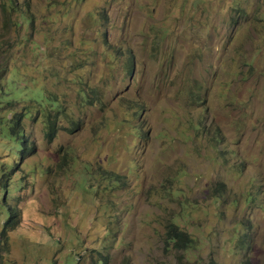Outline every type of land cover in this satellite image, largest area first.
I'll use <instances>...</instances> for the list:
<instances>
[{"label":"rangeland","instance_id":"rangeland-1","mask_svg":"<svg viewBox=\"0 0 264 264\" xmlns=\"http://www.w3.org/2000/svg\"><path fill=\"white\" fill-rule=\"evenodd\" d=\"M8 1L0 264H264V0Z\"/></svg>","mask_w":264,"mask_h":264},{"label":"trees","instance_id":"trees-1","mask_svg":"<svg viewBox=\"0 0 264 264\" xmlns=\"http://www.w3.org/2000/svg\"><path fill=\"white\" fill-rule=\"evenodd\" d=\"M11 7H13L16 11H18L20 18L23 22H31L33 20V16L26 12L28 9L26 6L23 8V6L19 5L17 0H10L7 2ZM2 90V87H0V91ZM83 93H81V97L84 100L85 98H88L86 95V92L81 89ZM17 93V92H16ZM41 104H46V106L49 108V111H52V120L48 124V135L51 137L53 133L56 132V119L55 116H58L60 114H66L64 113V106L60 103V99L55 95L51 94L50 96L41 95ZM17 115V120H19V114ZM8 128L12 135L18 137V139H22V131L21 129H15L14 124L11 120H8ZM78 126V122L74 119H70L68 123V129L75 130ZM22 143L20 144V150L22 151L25 140L22 139ZM67 162V161H66ZM11 217L5 222L3 226L2 233L4 230H7V225L10 224ZM14 226V225H10ZM164 241L166 243V246L170 248H174L176 250H181L184 252L192 251L193 248L197 245V239L195 236L190 234L185 228L181 227L179 223L174 221V218L171 219L166 227L165 234H164ZM104 264V263H103Z\"/></svg>","mask_w":264,"mask_h":264}]
</instances>
